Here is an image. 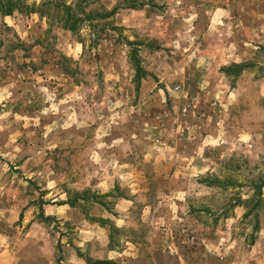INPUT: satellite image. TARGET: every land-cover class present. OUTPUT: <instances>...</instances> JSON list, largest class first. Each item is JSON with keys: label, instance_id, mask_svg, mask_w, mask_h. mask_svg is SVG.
I'll return each instance as SVG.
<instances>
[{"label": "rangeland", "instance_id": "obj_1", "mask_svg": "<svg viewBox=\"0 0 264 264\" xmlns=\"http://www.w3.org/2000/svg\"><path fill=\"white\" fill-rule=\"evenodd\" d=\"M85 5L0 12V264H264V0Z\"/></svg>", "mask_w": 264, "mask_h": 264}, {"label": "trees", "instance_id": "obj_2", "mask_svg": "<svg viewBox=\"0 0 264 264\" xmlns=\"http://www.w3.org/2000/svg\"><path fill=\"white\" fill-rule=\"evenodd\" d=\"M29 0H0V12L4 16H11L14 15L16 12H29V13H40L42 15L52 16L64 29L72 31L73 33L77 34L80 32L82 27L86 24L93 26L96 30L99 26L102 25H110V20L113 18L119 7L114 8L111 11H98L96 9H87L85 5V0H81L76 5H69L66 3H54L53 1H44L40 6H37L36 3L30 4ZM146 5L145 2L138 3L135 6H144ZM54 10V14L52 13ZM99 32V30H98ZM130 45L135 46L137 43L129 41ZM132 62L136 68V82L140 84L144 78L147 77L148 73L142 66V61L140 56L137 53L136 48L133 49L131 55ZM257 66L256 63L253 62H244L241 64H234V66L227 67L225 70L228 75H235L239 76L242 74L246 69L252 68ZM260 70L264 71V67L261 66ZM264 187V181L262 184H257L254 186L255 192L257 196H262ZM89 191L82 193H78L76 195L75 201H68L63 204H69L72 207H77L79 200H88ZM94 197H96V193H94ZM98 203L105 204L102 201H97ZM251 211L248 212L246 216L250 214ZM91 218V217H90ZM48 219V218H47ZM93 219V218H91ZM102 223H107L106 219L100 220ZM96 264H116L114 261H97Z\"/></svg>", "mask_w": 264, "mask_h": 264}]
</instances>
